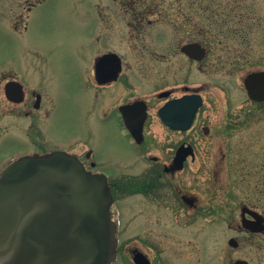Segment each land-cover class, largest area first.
Instances as JSON below:
<instances>
[{
	"label": "rangeland",
	"instance_id": "374dc122",
	"mask_svg": "<svg viewBox=\"0 0 264 264\" xmlns=\"http://www.w3.org/2000/svg\"><path fill=\"white\" fill-rule=\"evenodd\" d=\"M17 1L0 0V66L18 59L30 39L35 62L45 66L56 101L45 132L51 140L75 135L91 139L106 161L104 169L112 174L149 172L152 166L146 160L132 158H147L149 153L172 156L167 147L183 137L196 146V160L174 179L181 193L197 199L199 208L185 215L176 206L180 199L173 207L144 195L130 213L120 209L122 240L147 239L142 248L154 259L161 254L164 264H223L220 245L232 234L227 222L235 214L240 221L245 204L264 212V102L250 101L244 85L248 73L264 70V0H238V5L237 0H44L34 10V25L26 39L8 26ZM124 7L148 13L152 23L143 32L134 31ZM98 19L103 29L100 42L94 37ZM192 39L208 46L209 54L201 62L179 53L178 47ZM107 49L124 51L139 73L133 78L145 88L138 95L149 96L153 87L166 83L188 82L199 88L205 103L193 130L168 131L154 112L146 125L147 143L134 152L118 121L101 120L95 113L98 105L92 104L93 62ZM1 101L2 135L13 130L0 139L3 157L33 144L21 131H14L15 117ZM154 101L156 106L159 100ZM204 125L210 126V134L203 132ZM88 146L82 142L75 149ZM208 205H225L226 218L221 208H203ZM229 206H238V211L231 213ZM238 234V257L264 264L261 236L249 239Z\"/></svg>",
	"mask_w": 264,
	"mask_h": 264
},
{
	"label": "flooded vegetation",
	"instance_id": "af4514ba",
	"mask_svg": "<svg viewBox=\"0 0 264 264\" xmlns=\"http://www.w3.org/2000/svg\"><path fill=\"white\" fill-rule=\"evenodd\" d=\"M43 2L44 0H18L14 2L15 7L13 8L14 12L11 14L10 25H6L17 32L23 39H26L29 35L30 28H33L34 25V10L40 4H43ZM1 5L0 7H2ZM127 8L124 7L123 9L126 11L125 15L128 17V20H131L129 21V25L132 26L134 31L143 32L147 24L150 25L152 23L151 19H147L148 13L144 11L136 12L133 10L135 9L134 7L131 9L133 10L131 12ZM103 21H105V18H101V22ZM102 30L99 21L97 22L96 35H94L95 41H101ZM195 41H199L206 49V53L197 59L194 53L190 54L183 49L185 45ZM178 48L179 53L192 62H201L209 54L208 46L204 42L196 39L185 42ZM21 53L18 59L13 58L11 61H4V64L0 66V99L6 106H10V113L15 117L16 127L14 131H21L27 140L33 144V147H22L15 152H9L3 157L0 151V175L9 164L23 156H32L35 154L46 155L56 150H62L76 156L88 171L105 174L111 187L113 197L111 209H114L112 210L114 215L113 219L118 225L116 233L118 238L117 257L113 264H122V261H125V264H137L135 259L141 260L140 264H164V258L161 254L154 259L142 248V245L148 243L147 239L131 238L130 240H122L123 221L120 215V209L123 210L124 208V212L130 213L135 207L137 200L145 195L150 196V200H153L152 198L157 199L160 205L165 200L166 203H170L173 207V202L180 199L181 204L178 203L176 206L180 210H183L185 215L188 212L189 214H194L195 210L199 208L197 199L189 196L185 192L181 193V190L175 184L174 177L178 176L179 172L187 168L190 160H196V156H188L191 152L186 150V147H191L196 153V146L189 137H183L176 145L167 147L170 153L173 152L172 156H158L149 153L147 158L145 156V158L133 157L132 159L134 161L136 159H141V161L146 160L152 166L147 173H108L104 169L106 161L102 160L99 148L91 139H85L75 135L71 138L51 140L46 135L45 132L50 119L56 112V101L50 93V83L47 81L45 75V66H41L40 63L36 64L35 62L34 48L31 45L30 39H26V43L21 48ZM136 74L139 73L133 69L132 64L127 60V56L122 50L107 49L95 56L92 66L93 87L90 95L93 106L94 104L98 105L95 112L96 115L101 120L112 123L115 122V118L126 139L131 143L134 152L140 151L142 149L141 147L147 143L145 136L146 125L154 112L158 121L168 131L179 134L191 132L195 126L199 111L205 103V98L199 88H195L188 82L181 85H170L166 83L153 87L154 91L152 90L153 93L149 96L138 95V92L145 87L141 85V82L134 80L133 76ZM141 74L144 73L141 71ZM134 92L136 93L134 94ZM193 94H199L201 96L202 105L192 125L188 129H177L168 125L162 115L165 112L171 115L179 113L178 108H175L172 102ZM155 98L159 100L156 106ZM50 101L53 106L52 108ZM100 101L101 103L99 105ZM169 103L172 105L170 109L167 108ZM1 110H4V108H1ZM202 130L205 134H210L211 132L210 126L206 130L204 125ZM12 132L13 130L8 133ZM8 133L5 132L4 135ZM4 135H2L0 127V139ZM82 142L89 144L87 149L81 151L76 150V146ZM182 148L185 149L181 152V155L184 153H187V155L182 161L183 165L180 168H176L175 160L177 162L180 160L176 156L179 149ZM172 165H174V169H169ZM164 177L166 179H163ZM123 200L125 201L121 204ZM209 207L208 205L203 208L215 211H219L221 208L223 216L225 211H227L224 208L225 205ZM229 208L231 211H228L232 213L238 206H229ZM244 208L247 210L245 213ZM237 211L238 209L235 213ZM224 218L226 217L224 216ZM227 224L232 234L227 238L224 237L220 245L219 251L221 258H225L223 264H235L239 260H244L248 264H259L256 261L238 257V248L241 244L238 233L246 234L249 236V239L253 236H261L264 240V212L255 206L245 204L241 207L240 221L238 220V215L235 214ZM122 242H124V246ZM226 256H229V260Z\"/></svg>",
	"mask_w": 264,
	"mask_h": 264
},
{
	"label": "water",
	"instance_id": "95a60500",
	"mask_svg": "<svg viewBox=\"0 0 264 264\" xmlns=\"http://www.w3.org/2000/svg\"><path fill=\"white\" fill-rule=\"evenodd\" d=\"M184 50L204 54L198 43ZM245 85L251 99L264 101V71L250 73ZM172 104L179 113L165 112L164 121L187 129L202 101L189 95ZM111 201L105 176L86 171L75 156L59 151L15 161L0 176V264H111Z\"/></svg>",
	"mask_w": 264,
	"mask_h": 264
},
{
	"label": "trees",
	"instance_id": "16d2710c",
	"mask_svg": "<svg viewBox=\"0 0 264 264\" xmlns=\"http://www.w3.org/2000/svg\"><path fill=\"white\" fill-rule=\"evenodd\" d=\"M236 1V0H235ZM234 5H238V0H237V2L236 3H234ZM233 5V6H234ZM240 5V4H239ZM206 9V8H205ZM214 10V9H213ZM228 13V12H227ZM231 13V12H230ZM212 22H213V20H211V24H212ZM246 39V38H245ZM247 40V39H246Z\"/></svg>",
	"mask_w": 264,
	"mask_h": 264
}]
</instances>
